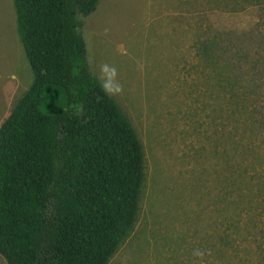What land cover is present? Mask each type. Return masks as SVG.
<instances>
[{
	"label": "rangeland",
	"instance_id": "obj_1",
	"mask_svg": "<svg viewBox=\"0 0 264 264\" xmlns=\"http://www.w3.org/2000/svg\"><path fill=\"white\" fill-rule=\"evenodd\" d=\"M83 34L144 148L139 213L107 264H264V0H99ZM32 81L0 0V127Z\"/></svg>",
	"mask_w": 264,
	"mask_h": 264
},
{
	"label": "trees",
	"instance_id": "obj_2",
	"mask_svg": "<svg viewBox=\"0 0 264 264\" xmlns=\"http://www.w3.org/2000/svg\"><path fill=\"white\" fill-rule=\"evenodd\" d=\"M98 2L14 0L33 81L0 127L8 264H107L138 216L144 148L87 59Z\"/></svg>",
	"mask_w": 264,
	"mask_h": 264
}]
</instances>
